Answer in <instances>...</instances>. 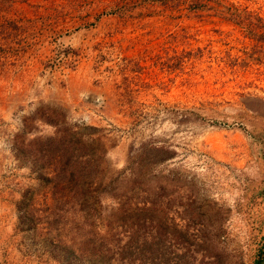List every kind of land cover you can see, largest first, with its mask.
I'll use <instances>...</instances> for the list:
<instances>
[{
	"label": "rangeland",
	"instance_id": "1",
	"mask_svg": "<svg viewBox=\"0 0 264 264\" xmlns=\"http://www.w3.org/2000/svg\"><path fill=\"white\" fill-rule=\"evenodd\" d=\"M46 108L97 160L88 210L21 152ZM255 258L264 0H0V264Z\"/></svg>",
	"mask_w": 264,
	"mask_h": 264
},
{
	"label": "trees",
	"instance_id": "2",
	"mask_svg": "<svg viewBox=\"0 0 264 264\" xmlns=\"http://www.w3.org/2000/svg\"><path fill=\"white\" fill-rule=\"evenodd\" d=\"M38 115L54 125V133L20 143L21 152L32 158L35 177L48 179L49 191L64 197L66 207L77 205L78 209L88 210L95 203V195L90 194L98 188L95 178L98 163L87 140L82 137L83 131L59 125V114L52 108L41 110ZM252 264H261V259L255 258Z\"/></svg>",
	"mask_w": 264,
	"mask_h": 264
}]
</instances>
